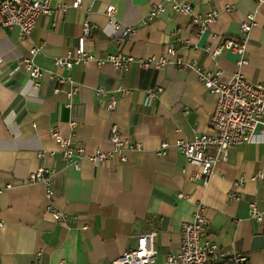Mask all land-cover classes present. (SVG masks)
Returning <instances> with one entry per match:
<instances>
[{
    "label": "crops",
    "instance_id": "0c3cea01",
    "mask_svg": "<svg viewBox=\"0 0 264 264\" xmlns=\"http://www.w3.org/2000/svg\"><path fill=\"white\" fill-rule=\"evenodd\" d=\"M72 1L53 0V12L37 18L27 39H18L15 27L0 26V264H103L150 231L156 232L153 264H166V255L179 247L181 224L191 219L199 201L205 206L207 237L219 250L244 254L246 264H264V221L251 219L248 210L254 201L264 212V179H253L264 171V136L230 146L227 159L214 165L206 184L195 179L201 167L188 162L176 142L211 132L208 122L217 96L199 82L195 69L175 63L194 64L216 73L219 81L239 71L245 80L264 86V0H182L192 5L193 14L217 12L198 36L191 17L170 5L143 23L151 4L161 0H81L79 8H72ZM58 5L67 7L60 12ZM107 5L114 6L119 22L134 27L130 36L123 37L108 23ZM248 13L254 14L256 25L243 54L227 50L212 56L223 41L240 38V22ZM84 17L95 26L85 39V50L94 56L160 54L167 63L143 69L134 62L122 75L109 63L93 60L70 69L56 66L55 58L76 49ZM31 44L41 46L34 56L43 70L38 87L23 68L9 71ZM241 58L244 64H239ZM52 71L70 77L78 90L69 97L70 85L51 79ZM98 86L131 92L118 95L108 111L95 95ZM157 88L144 105L146 91ZM70 120L77 121L73 130ZM113 124L129 139L126 158L112 157L99 165L85 156L79 168L66 165L49 134L50 127L58 128L89 155L111 148ZM162 142L167 147L159 155ZM39 168L51 173V201L43 183L27 181ZM231 191L240 199L229 198ZM177 193L188 198L178 199ZM50 204L67 220H54Z\"/></svg>",
    "mask_w": 264,
    "mask_h": 264
},
{
    "label": "built area",
    "instance_id": "2783aa9c",
    "mask_svg": "<svg viewBox=\"0 0 264 264\" xmlns=\"http://www.w3.org/2000/svg\"><path fill=\"white\" fill-rule=\"evenodd\" d=\"M53 0H0V26L15 27L18 39H27L33 30L37 18L40 15H49L54 7ZM81 0H73L72 8H79ZM170 5L171 9L179 14H187L195 26V34L198 36L207 28L208 24L215 20L217 12L209 11L204 15H196L192 12V5L182 0H161L153 2L147 14L142 18L143 23H148L160 15ZM67 6L58 5L57 10L65 11ZM226 10H231L227 7ZM105 14L108 23L115 29L122 32L123 37L130 36L134 32L132 25H125L116 19L115 8L112 5L105 7ZM256 25L253 13H248L240 22L241 36L238 40H225L219 46L211 50V55L216 56L223 51L234 50L238 54H243L247 35L251 28ZM95 26L84 17L80 22V33L77 37V46L74 51H66L64 56L54 59V64L58 67L70 69L74 64H87L95 61L98 65L109 63L119 74L125 73L129 66L136 62L141 68H160L167 63L162 55L149 58H134L131 54L116 52L107 54L104 57H96L85 50V39L91 34ZM174 47L169 45L168 52H173ZM41 52V46L31 44L29 53L19 62L11 67V70L23 68L32 81L33 85H40V78L43 70L34 62V56ZM176 65L181 67H191L195 69L199 82L205 89L217 96L214 110L209 118V128L211 132L196 134L191 140H178L177 148L185 159L193 164L199 165L201 170L194 174V178L202 180L206 184L207 177L211 173L214 165L219 161H225L228 155V148L243 142L259 141L258 135L264 136V86L253 83L243 78L239 71L230 75L226 81H219L216 73L203 70L194 64H186L178 60ZM245 60L240 59L239 64H244ZM50 77L59 84H69L70 90L67 95L70 97L78 90V85L68 76H63L57 71L50 72ZM159 88L147 90L144 97V105H149L156 96ZM95 95L100 98V104L108 111H112L116 106V97L131 92L130 88L118 87L113 91L98 86L94 90ZM67 105H69L67 103ZM68 125L73 130L76 120H70ZM258 130V133H257ZM50 137L60 148V156L66 165H73L79 168L81 157H87L92 163L99 165L110 158L125 160V146L129 145V139L122 134L118 127L113 124L110 129L109 142L111 148L107 151L95 150L89 155H85L83 146L74 144L70 137L63 136L58 128H49ZM166 142L160 144L157 154L165 153ZM211 148V150H210ZM42 152H39V156ZM253 179H264V171H257ZM28 182H41L44 185V194L47 200L51 201L53 188L51 183V173L49 170L39 168L27 176ZM238 182H234L237 185ZM2 189H0V192ZM178 199H187L188 196L177 193ZM229 198L238 200L240 196L235 192L229 193ZM205 206L202 202H197L195 210L189 221L183 222L180 226L181 239L179 247L174 252L166 255V264H241L246 261V256L242 253H227L219 250L207 237V220L203 215ZM249 216L256 222L264 221V212L257 209L254 201L248 203ZM48 211L56 221L67 220V214L54 208L51 204ZM155 231H150L138 235L136 245L119 256L112 258L103 264H153L156 255L154 240ZM40 252H37L39 255ZM57 264H65L59 261Z\"/></svg>",
    "mask_w": 264,
    "mask_h": 264
},
{
    "label": "trees",
    "instance_id": "16d2710c",
    "mask_svg": "<svg viewBox=\"0 0 264 264\" xmlns=\"http://www.w3.org/2000/svg\"><path fill=\"white\" fill-rule=\"evenodd\" d=\"M241 264H246V261H245V262H243V263H241Z\"/></svg>",
    "mask_w": 264,
    "mask_h": 264
}]
</instances>
